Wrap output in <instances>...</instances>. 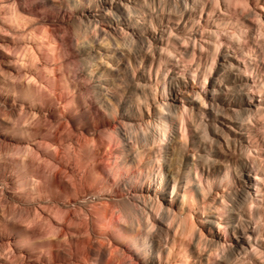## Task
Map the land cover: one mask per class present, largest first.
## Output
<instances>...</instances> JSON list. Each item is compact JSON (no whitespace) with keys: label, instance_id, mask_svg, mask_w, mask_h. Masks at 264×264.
I'll return each mask as SVG.
<instances>
[{"label":"clouds","instance_id":"1","mask_svg":"<svg viewBox=\"0 0 264 264\" xmlns=\"http://www.w3.org/2000/svg\"><path fill=\"white\" fill-rule=\"evenodd\" d=\"M211 2L215 30L193 25L197 58L187 51L193 30L163 23L166 8L182 18L177 0H0V201L27 208L47 179L8 158L9 145L23 144L89 189L79 203L94 234L111 236L132 264H264V0H223L216 20L221 5ZM220 47L255 66L248 102L258 94L259 107H245L227 74L205 103L200 77L212 68L201 69ZM32 49L35 63L25 60ZM15 216L0 213V264H107L84 260L78 246L44 245ZM171 217L192 237L172 235Z\"/></svg>","mask_w":264,"mask_h":264},{"label":"bare ground","instance_id":"2","mask_svg":"<svg viewBox=\"0 0 264 264\" xmlns=\"http://www.w3.org/2000/svg\"><path fill=\"white\" fill-rule=\"evenodd\" d=\"M209 1L210 0H187V5L190 6L188 9L189 15H187V18L186 14L183 13L185 10L183 8L182 10L177 9L178 12L182 13V18L175 14H169L166 8L164 12L163 23L168 25V27H174V22L179 20L183 27L180 26L177 29L178 33H182L181 31L185 30L186 27L192 29L196 20H199L200 22L201 16L205 12V6L208 5ZM219 2L221 5L220 9L217 11L219 14H216L217 12H215V15L213 14L212 17L213 20H216L224 9L223 0H219ZM157 3H159L158 0ZM197 6L200 7V15L195 17L194 14H190V12L195 11ZM149 11L150 10L145 9V12ZM209 13H213V7L208 11V14ZM10 15L15 17L16 14L14 11L10 10ZM149 19H151V15H149ZM188 19H191L190 25L186 23V20ZM156 22L159 23V21ZM246 23L251 25L250 21H246ZM209 24V20H206V25ZM143 27H147V25H144ZM207 27H211L213 30H215L214 25L212 24ZM150 34L151 30L149 29V37ZM160 35L162 34L158 32L157 37ZM193 40L196 42V44L189 45L190 47H188L187 51L189 53L195 51L197 58H199L201 56L200 47H203V45L197 40L196 36H193ZM153 42L161 47L163 46L160 39H156ZM221 43H223V38ZM212 50V47H209V51L211 52ZM230 51L232 50L220 47L218 54H213L208 58L207 63L205 64L204 68L201 69V72H205L209 66H211L212 72H215L214 76L216 77L211 81L212 89L215 85H219L220 77L218 76L226 72L230 81L240 82V89H242L243 86L246 88V101L248 102L249 89H251V85L256 82V74L254 72L255 66L248 65V61L246 60L242 62V57L240 60H235L233 57L229 56L228 53ZM32 53L33 54L31 56L25 54L26 62L35 63L39 60V55L36 54L35 49H32ZM218 57L224 61L221 66H216ZM149 63V60H145L146 66H148ZM226 65H231V69L226 68ZM261 69L263 70V66H261ZM246 71L250 73V75H243V73ZM238 73L240 75H238ZM209 77L210 76L205 77L201 75L200 80L201 82L206 80L207 84ZM259 86L260 85L257 83V89ZM216 90H218L217 87ZM251 91L256 92L257 90L251 89ZM204 100L205 103H207L206 98H204ZM254 101H252L251 104L248 103L249 106L253 107L254 105L255 107H259L261 101L258 100L257 103H253ZM7 156L12 160H30L36 167L42 170L44 176L47 179H38L35 190H29V199L32 201L29 207L16 208L13 210L8 206H5L3 201H0V213L15 211L16 216L14 218L22 219L25 226L28 227L29 230L34 231L39 236H41L43 238L42 243L44 245H53L63 248L78 246L84 260L90 261L93 257H95L97 261L101 259L106 260L107 264H112V258L107 260V257L116 251L117 254L120 253L119 264H127L128 262L132 264V258H129L128 256L126 258L125 254H123L124 252L122 253L119 250H116L114 248L112 238L106 235L105 232L94 234L92 230L91 217L79 203V201L84 198V196L81 195V191L84 193V195H87L89 193V189L87 187L81 188L80 184L77 182V178L73 176L71 172H67L66 175H62L61 170L55 161L46 159L40 152H37L35 148L31 146H26L23 144L9 145L7 149ZM19 187L22 188L23 185L20 184ZM4 195L5 197H9V203H13L10 199V193L6 192ZM144 195L148 194L145 193ZM155 214L163 213L158 209L157 213ZM154 223L158 225V221H155ZM169 225H174L176 229V232L172 233V235H177L180 232H183L188 238H191L193 235L192 227L185 224L182 220H177L175 217H171L169 219ZM201 246L206 247V245L203 243H201ZM127 259L129 260L128 262L123 261Z\"/></svg>","mask_w":264,"mask_h":264},{"label":"rangeland","instance_id":"3","mask_svg":"<svg viewBox=\"0 0 264 264\" xmlns=\"http://www.w3.org/2000/svg\"><path fill=\"white\" fill-rule=\"evenodd\" d=\"M159 1V0H158ZM167 3H168V5L170 6L171 5V3H172V0H167ZM177 3H178V7H177V9H179V10H182V8L183 9H185V7H184V0H177ZM212 5V2H211V0L209 1V3H208V5L207 6H205V12L202 14V16H201V20H200V24H199V26H201V25H206V20H209V14H208V11L213 7V5ZM189 7L190 6H188V9H189ZM199 11H200V7L199 6H197L196 7V10L195 11H193V12H190V14H194V16L196 17V16H198V15H200L199 14ZM217 12V11H216ZM184 14H186V18L188 17L187 15H189L188 13H189V10H184V12H183ZM216 14H219L218 12L216 13ZM215 15V14H214ZM200 18V17H199ZM261 19H264V17H262ZM189 20V19H188ZM188 20H186V23L187 24H191V19L188 21ZM210 25V24H209ZM209 25H206V26H209ZM183 27V25H182V23L180 22L179 23V25L178 26H174V27H176L177 29L179 28V27ZM198 26V27H199ZM194 31H192V33H191V35H192V37L193 36H196L197 37V40L200 42V33L196 30V28L195 27H193L192 28ZM184 30H182L181 32H183ZM158 35V32L156 33V36ZM150 37H151V34H150ZM190 47V46H189ZM229 56H231V57H233L235 60H240V58L242 57V55L241 54H232V55H229ZM224 61H222V59H220V57H218L217 58V63H216V66H221V64L223 63ZM258 62V61H257ZM259 63V62H258ZM263 66V70H264V65H262ZM220 68V67H219ZM214 71L212 72V76H210L209 78H208V80H207V84H206V86H207V88L209 89V91H208V93L204 96V98H206V100H207V103L208 104H211L212 103V99H211V97H212V94H211V90H212V86H211V81L216 77V76H214ZM225 74H227L226 72H224V73H222V74H220L218 77H220V79L225 75ZM227 82H229V81H225V83H227ZM232 82H234V81H232ZM237 86H238V88H240L239 87V85H240V82H234ZM230 86H231V84H229ZM219 86L220 85H217V89H219ZM243 91L242 92H240V95H242L243 96V98H244V104H245V107H250L249 106V102H247L246 100H247V92H246V88L243 86ZM218 91V90H217ZM255 100V101H254ZM258 100H260V97L258 96V95H255L254 96V99L252 100V101H254L253 103H257L258 102ZM217 103L218 104H220V106L221 107H224V108H227L228 107V105H226V104H223V103H220V97H217ZM190 107H193L194 109L195 108H198L199 107V105H198V103L197 102H192V104L191 105H189ZM233 107H236V105H232ZM206 111V113H210L211 112V108H209V109H206L205 110ZM212 117L210 116V119H211ZM219 121H223V124H219ZM218 126H221V127H223V129H224V131L225 132H228L229 133V135H232V133L230 132V128L231 127H233V126H235L231 121H227L226 119H225V117H223V116H221V117H219L218 118ZM210 134H212L211 132H210ZM111 237V236H110ZM112 238V237H111ZM113 240V239H112ZM113 243H114V248L116 249V250H119L120 252H124L123 254H125V256H126V258H127V256L129 257V258H132V260H133V262H135V257L131 254V252H129L128 250H126L125 248H123V247H121L118 243H116L114 240H113ZM122 250V251H121ZM120 254V253H119ZM119 254H117V252L115 251V252H113L110 256H108L107 257V260L108 259H111L112 258V264H119L120 263V255ZM128 258V259H129ZM123 260V261H129V260ZM126 262V263H127ZM127 264H130L129 262L127 263Z\"/></svg>","mask_w":264,"mask_h":264}]
</instances>
